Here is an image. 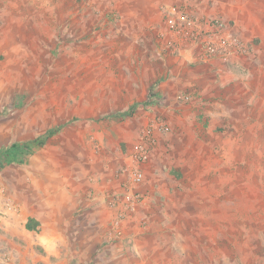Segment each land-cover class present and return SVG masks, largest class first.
Returning a JSON list of instances; mask_svg holds the SVG:
<instances>
[{
	"label": "rangeland",
	"instance_id": "374dc122",
	"mask_svg": "<svg viewBox=\"0 0 264 264\" xmlns=\"http://www.w3.org/2000/svg\"><path fill=\"white\" fill-rule=\"evenodd\" d=\"M49 131L0 264H264V0H0V147Z\"/></svg>",
	"mask_w": 264,
	"mask_h": 264
},
{
	"label": "trees",
	"instance_id": "16d2710c",
	"mask_svg": "<svg viewBox=\"0 0 264 264\" xmlns=\"http://www.w3.org/2000/svg\"><path fill=\"white\" fill-rule=\"evenodd\" d=\"M127 116V114H125ZM122 116V114L116 115ZM52 131H49L43 137L36 138L30 143H18L14 142L7 146L0 147V168L6 164L20 165L34 153V147L40 148L45 144V141L49 135H52ZM38 226V222L29 218L26 222L25 228L28 231H35Z\"/></svg>",
	"mask_w": 264,
	"mask_h": 264
},
{
	"label": "built area",
	"instance_id": "2783aa9c",
	"mask_svg": "<svg viewBox=\"0 0 264 264\" xmlns=\"http://www.w3.org/2000/svg\"><path fill=\"white\" fill-rule=\"evenodd\" d=\"M227 46L228 45H227L226 39L221 38V39H219V42L215 48L219 49V53H220V51L225 50V47H227ZM134 180H136V181L139 180V177L135 178ZM127 200H129V199H127Z\"/></svg>",
	"mask_w": 264,
	"mask_h": 264
},
{
	"label": "crops",
	"instance_id": "0c3cea01",
	"mask_svg": "<svg viewBox=\"0 0 264 264\" xmlns=\"http://www.w3.org/2000/svg\"><path fill=\"white\" fill-rule=\"evenodd\" d=\"M35 220H37V219H35Z\"/></svg>",
	"mask_w": 264,
	"mask_h": 264
}]
</instances>
